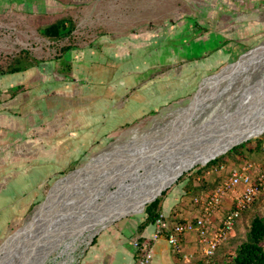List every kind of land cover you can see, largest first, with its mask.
Here are the masks:
<instances>
[{
  "label": "rangeland",
  "instance_id": "374dc122",
  "mask_svg": "<svg viewBox=\"0 0 264 264\" xmlns=\"http://www.w3.org/2000/svg\"><path fill=\"white\" fill-rule=\"evenodd\" d=\"M207 8L214 11L206 10ZM225 8L230 7L221 6L219 0H0V58L13 56L21 50L30 53V60L26 63L27 71L0 77V202L9 193V203L16 204L19 191L17 184L10 179L12 175L8 176L7 169L13 170L10 174H17L19 167L8 168L6 160H17L20 156L18 154L24 152L23 145L28 144L29 138L39 136V116L43 113H58V116L63 117L50 118L55 114L48 115V122L57 119L61 125L57 130H46L48 138L52 141L46 142L42 151L37 152L39 157H32V163L41 164L38 168L41 173L45 170L46 176L50 177L52 172H58L56 179L48 186L47 196L58 179L90 168L99 153L129 137L132 131L141 133L152 127L154 122H166L170 111L187 105L210 79L226 73L227 71H223L220 75L208 78L217 74L221 70L219 69L198 78L191 77L193 86L184 96L178 95L177 87L181 86L176 83L175 91L169 93L173 98H169L168 103H160L147 116H144V110L147 111L145 106H136L140 103L146 105L144 93L139 90L140 87L137 88L138 85L143 82L149 84L158 79L161 73L169 72V62H172L173 58L184 56L170 54L168 51L169 46L177 47L182 43L183 25L192 21L195 23L199 17H219L216 9L223 12ZM225 13L227 17L233 16L230 11ZM62 15L72 16L76 24V30L70 39L51 42L44 38L41 31ZM189 36L188 33L187 37ZM251 44L243 54L264 44V35L256 37ZM68 46L72 50L60 58L61 50ZM199 50L200 48L193 45L194 53L191 54L197 57ZM57 62L59 65H56ZM175 72L178 74L181 71L179 69ZM172 76L165 77L173 80ZM204 79L206 80L197 92ZM174 80L179 81L180 78L174 77ZM240 87L237 93H234V86L216 92L214 98L200 110V121L191 129V134L211 127L214 119L219 118L217 120L221 123L228 124L233 118H244L259 109L264 103V70ZM158 93L161 94L159 90ZM109 99L111 101L106 102ZM103 119L105 127L99 131L97 122ZM68 123L69 127H64ZM70 132H76L71 135L73 139L59 144L60 138L69 137ZM103 133H108L109 137L98 145L96 140L100 141L102 136L107 135ZM263 134L252 138V142L255 143V139L261 138ZM55 137L57 144L61 146L54 147L52 143ZM157 143L161 145L159 141ZM247 155L240 165L222 164L231 168L246 162L261 163L264 160V144L258 151ZM202 162L198 163L200 167L205 166L206 161ZM38 168L36 167V170ZM214 168L206 170L205 178L210 184L218 185L221 175L212 173ZM193 171H196V166L185 173L191 174ZM68 176L58 182L49 193L45 204L51 200L54 191ZM181 185L182 183L176 181L165 190V195ZM186 199L190 198L186 196ZM189 204H193L191 199ZM144 205L129 213L142 211ZM38 208L39 205L20 223L18 216L12 213L11 205L6 204L4 208H0V241L4 239L0 243V257L23 228L16 233L15 231L24 226ZM257 210L264 213V190L255 205L244 213L237 228H234L221 245L236 235L244 236ZM180 221L182 220H174ZM101 227L71 238L65 243L77 240L86 242ZM93 239L89 244H82L78 248L74 253L76 260L73 264H76ZM202 250L188 258L191 264H199ZM57 252L44 264L60 263L63 256ZM203 264H206L205 261Z\"/></svg>",
  "mask_w": 264,
  "mask_h": 264
},
{
  "label": "bare ground",
  "instance_id": "6f19581e",
  "mask_svg": "<svg viewBox=\"0 0 264 264\" xmlns=\"http://www.w3.org/2000/svg\"><path fill=\"white\" fill-rule=\"evenodd\" d=\"M262 70L264 44L234 68L210 79L187 105L170 111L166 122H154L141 133L134 130L99 153L90 168L68 176L51 200L39 206L0 257V264H44L69 239L96 231L152 201L198 163L262 135L264 103L244 118H233L228 124L217 118L206 130L190 132L200 121V110L216 92L234 86L237 93L239 86Z\"/></svg>",
  "mask_w": 264,
  "mask_h": 264
},
{
  "label": "crops",
  "instance_id": "0c3cea01",
  "mask_svg": "<svg viewBox=\"0 0 264 264\" xmlns=\"http://www.w3.org/2000/svg\"><path fill=\"white\" fill-rule=\"evenodd\" d=\"M219 3L221 6L230 7L225 9L230 11V14L233 13V16L227 17L225 9V11L223 10L224 13L221 9H216L218 15H220L219 17H199V20L195 23L192 21L184 24L181 31V33L183 32L182 43L177 47L169 46L168 49L170 54H183L184 56L177 59L173 58V61L169 62V72L161 73L162 75L158 76V79L152 80L149 84L143 82L138 85L137 88L140 87L139 90L144 93L146 105L140 103L136 106H145L147 111L144 110L146 112L144 116H147L148 113L157 108L160 103H168L167 100L173 98L169 96V93L175 91L176 83L181 86L177 87L178 95H186L193 86V81L190 80L191 77L198 78L204 74L218 71L236 61V59L244 55L243 53L252 45L251 43L255 41L256 37L264 35V0H219ZM206 10L211 11L212 9L207 8ZM188 33L190 34L189 37H187ZM193 45L195 48H200L197 57L191 54L194 53V51L192 52ZM237 64L232 65L225 71L234 68ZM179 69L181 72L177 74L175 70ZM166 75H173V80L166 78ZM174 77L180 78V80L175 81ZM158 90L161 93L160 95L164 96L163 98L160 97ZM125 96L127 95L125 94ZM109 101L111 100L109 99L106 102ZM49 114H55L50 118L61 117V115L58 116V113H43V115L39 116L41 119L39 121V136L36 138L30 137L28 144L23 145L24 152L18 154L22 157L19 156L17 160L12 158L6 160L8 168L10 166L19 167L17 174H10L13 170L7 169L8 176L12 175L10 179L17 184L19 193L16 196L15 205L9 203L11 196L7 193L5 196L6 200L4 199L0 202V208H4L6 204L8 206L11 205L13 208L12 213L18 216L19 223L24 221L45 198L49 184L56 179L55 176L58 173L52 172L51 175L50 172L49 175L52 178L51 176L48 177L45 170L41 173L38 168L41 164H37L35 160L36 164L32 163V157H39L40 155L37 152L42 151V146L46 142L52 141L48 138L46 130L52 128L57 130L61 125V122L59 123L57 119L53 122H48ZM44 118L45 120H42ZM97 123L99 131L103 130L105 127L104 119L102 121L99 120ZM69 125L68 123L64 127H69ZM108 133L110 132L108 131ZM108 133H103L107 135H104L105 137L102 136L99 139L100 141L96 140V143L100 145L105 141L109 137ZM74 134L76 132H70L69 137L60 138L58 143L62 144L63 141L73 139L71 135ZM52 144H54V147L61 146L57 144L56 137ZM36 167L38 168L37 170ZM183 187L184 183L175 187L163 197V214L171 224H176L174 220L190 221L199 215L195 205L189 204L190 199H186ZM141 213L142 211L134 213L136 215L132 213L108 227L106 226L114 220L106 223L101 229L106 228L97 234L95 233V237V234H93L86 242L85 240H77L63 244L57 250V254L63 256V260L58 264H73L76 260L74 253L82 244H89L93 237L92 243L83 251L76 264H136L138 257V253L134 248L136 241L150 243L152 248L150 264H180L181 257L188 259L201 251L202 245L198 243L193 233L182 237L179 251H174L165 237L154 240L155 225H149L145 229L140 230V226L145 221V216L144 214L140 215ZM137 215L139 216L136 217Z\"/></svg>",
  "mask_w": 264,
  "mask_h": 264
},
{
  "label": "built area",
  "instance_id": "2783aa9c",
  "mask_svg": "<svg viewBox=\"0 0 264 264\" xmlns=\"http://www.w3.org/2000/svg\"><path fill=\"white\" fill-rule=\"evenodd\" d=\"M212 173L220 174L221 182L210 193L196 198L199 215L184 223L171 224L161 216L155 225L154 240L165 237L174 251H179L182 237L195 234L202 245L206 264H215L220 245L234 230L241 218L264 190V160L246 162L231 168L218 165ZM136 264H150L152 248L149 242L136 241Z\"/></svg>",
  "mask_w": 264,
  "mask_h": 264
},
{
  "label": "trees",
  "instance_id": "16d2710c",
  "mask_svg": "<svg viewBox=\"0 0 264 264\" xmlns=\"http://www.w3.org/2000/svg\"><path fill=\"white\" fill-rule=\"evenodd\" d=\"M75 30L76 24L73 22L72 16L62 15L44 28L41 31V35L51 42H58L64 39H70ZM71 50L72 48L70 46L62 49L60 58ZM29 56L30 53L28 51L21 50L13 56L0 58V77L25 72L28 69L26 63L30 60ZM56 65H59V63L57 62ZM262 144H264V134L261 138L255 139V143L250 140L246 143L240 144L232 150H229L226 154L211 160L204 167H200L197 164L196 171H193L191 174L184 173L182 177L177 180V183H185L183 191L194 204L196 198L204 197L205 194L210 193L217 186L210 184L206 180V170L221 165L222 163L240 165L248 157L247 153L258 151ZM165 192L166 191H164L154 202L146 205L143 212L145 221L140 226V230L145 229L149 225H154L161 216L167 220L163 214L162 208V201ZM256 200L250 208L255 205ZM195 207L199 213V206L195 204ZM240 219L237 221L235 229L237 228ZM184 222L185 221H180L176 222V224ZM180 260V264H191V262H189L190 259L184 260L181 257ZM204 261L205 257L202 255L199 264H203ZM214 261L215 264H264V213L257 210V212L253 214L250 227L246 229L244 236L236 235L223 245H220L215 254Z\"/></svg>",
  "mask_w": 264,
  "mask_h": 264
},
{
  "label": "water",
  "instance_id": "95a60500",
  "mask_svg": "<svg viewBox=\"0 0 264 264\" xmlns=\"http://www.w3.org/2000/svg\"><path fill=\"white\" fill-rule=\"evenodd\" d=\"M254 49H251V50H249L246 54H244L242 57H240L236 62H234V63H232V64H229V65H227L226 67H224V68H222L217 74H215V75H212V76H210V77H208V78H211V77H214V76H217V75H220L221 74V72L223 71V70H225L226 68H228V67H230L231 65H234V64H237V63H239L240 61H241V59L244 57V56H246L247 54H249V53H251L252 51H253ZM208 78H206V79H208ZM206 79H204L203 80V82L201 83V85H200V87H199V89L197 90V92L200 90V88H201V86L203 85V83H204V81L206 80ZM242 144V143H241ZM238 146V145H237ZM232 150V149H231ZM214 159H216V158H214ZM214 159H212V160H214ZM211 161V160H210ZM209 161V162H210ZM208 163V162H207ZM206 163V164H207ZM206 164H204V165H206ZM77 170V169H76ZM75 171V170H74ZM184 173H182L180 176H178L177 178H175L174 180H172V182L169 184V185H167L159 194H158V196H156L152 201H149V202H147L145 205H144V208H143V210H142V213L144 212V210H145V207H146V205L147 204H150V203H152V202H154L158 197H160L161 195H162V193L165 191V190H167L168 188H170L182 175H183ZM66 176H68V175H66ZM65 176V177H66ZM65 177H63V178H65ZM63 178H60V179H58L55 183H54V185L51 187V189L49 190V192H48V194H47V196H46V198H45V200L41 203V204H39V206L41 205V206H43L44 204H45V202L47 201V199H48V195H49V193H51V191L53 190V188L57 185V183L60 181V180H62ZM129 215H131V214H126V215H123V216H121L120 218H118V219H116V220H114L113 222H111L110 224H108L106 227H108V226H110L111 224H113L114 222H116V221H118V220H121L122 218H124V217H127V216H129ZM134 215H136V214H134ZM106 227H104V228H106ZM23 228V226L20 228V229H17L16 231H15V233L16 232H18V231H20L21 229ZM104 228H102V229H104ZM102 229H100L97 233H99ZM96 233V234H97ZM96 234L94 235V236H96Z\"/></svg>",
  "mask_w": 264,
  "mask_h": 264
}]
</instances>
